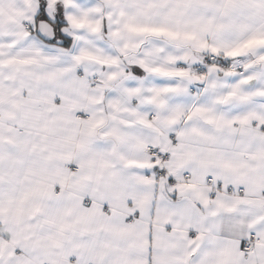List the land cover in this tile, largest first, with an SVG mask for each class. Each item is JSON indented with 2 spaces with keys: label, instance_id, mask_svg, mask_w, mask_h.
I'll use <instances>...</instances> for the list:
<instances>
[{
  "label": "snow or ice",
  "instance_id": "obj_1",
  "mask_svg": "<svg viewBox=\"0 0 264 264\" xmlns=\"http://www.w3.org/2000/svg\"><path fill=\"white\" fill-rule=\"evenodd\" d=\"M0 264H264V0H0Z\"/></svg>",
  "mask_w": 264,
  "mask_h": 264
}]
</instances>
